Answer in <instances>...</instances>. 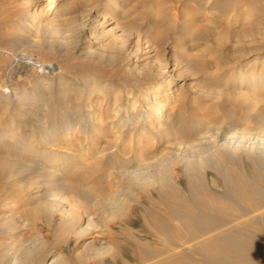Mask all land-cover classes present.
I'll return each mask as SVG.
<instances>
[{
	"label": "rangeland",
	"instance_id": "obj_1",
	"mask_svg": "<svg viewBox=\"0 0 264 264\" xmlns=\"http://www.w3.org/2000/svg\"><path fill=\"white\" fill-rule=\"evenodd\" d=\"M209 1L211 0H57L54 9L38 17L35 14L38 13L39 6L48 0H0V50L8 56L6 59L0 58V76L3 73L0 79L5 78L3 71L10 67L11 61L13 65L16 62L11 53L26 49L39 61L52 63L61 71L58 73L55 69L54 77H51V72L26 73L16 69L21 76L17 79L15 75L13 79L17 91L22 93L23 90L31 94L40 89L41 95H37V102L46 101L50 103L51 109L54 108L52 104H55L53 102L59 91L56 87L52 89L45 86L46 92L45 88H39L38 80L41 77L54 85L59 80L64 81L63 85L71 81L73 87L84 83L85 85H81L85 90L84 96H75L73 101L80 103L85 112L87 109L94 115L97 113L94 118L99 122L101 113L109 111L110 115L111 108L106 105L112 102L115 91L109 86L112 85L113 89L117 87L115 82L118 78L121 106H128L124 98L127 95L128 103L134 104L133 114L141 113L145 116L153 105L147 102L146 94L149 93V100L161 101L158 100L160 95H152L150 88L158 76L162 75L170 80L168 88L172 90V96L170 93L167 95L171 100L168 105L172 107L168 110L167 120L176 118L179 110L183 109V117L190 123L192 119L204 117L206 122L210 121V125L215 124L213 126L218 125L231 131L228 126L235 123L234 120L240 118L242 123L249 124L251 116L264 108V0H247L254 7L248 18H243L233 8L227 11L214 7L211 9ZM175 4H181V12L188 15L177 20L175 27H167L166 23L172 12L178 10L171 8ZM160 10H164L167 18L156 28L155 13ZM33 19L39 21L38 26H31ZM183 21H186L185 24ZM150 49L152 51L148 52ZM175 95H179L181 99L173 102ZM106 96H109L108 101ZM257 98L262 100L255 103ZM43 111H35L32 118L22 117L25 124L20 126V131L26 133L27 142L34 148L35 154H31L40 152L52 157L60 150L66 152L61 139L53 142L39 138L38 121L35 118ZM8 117V112L0 105V130L5 132L9 130ZM106 122L104 127L99 128V135L95 133L91 139L75 133L74 143L80 142L82 145H74L76 153L81 152V156H78L74 151L78 157L74 156L76 161L85 158L86 148L97 150L94 156L100 158L101 153L115 154L123 147V142L127 143L124 140L120 142V137L129 138V131L125 130L118 139L120 128H111V123ZM152 124H156L155 128L150 132L146 129L139 140L145 145L133 149L140 160H147L167 151L166 137L162 135L158 122L154 121ZM189 132L191 136L192 131ZM135 142L136 140L133 143ZM144 150L146 154L141 156ZM175 168L174 178L186 185L189 177L180 170V165H175ZM100 171L102 170L89 174L93 190L101 188L100 181L97 182L101 176ZM211 171L215 172L214 169ZM179 186L182 187V184ZM135 193V198L126 204V213L111 218L106 231H100L95 219L91 225H87L86 217L81 225V229H84L81 234L62 232L60 223L49 221L42 214L38 215L35 222L31 220L29 227H26L14 221L12 215L17 209L24 214L25 207H0V264H49V258L46 257L48 253L51 257L62 253L67 264H77L75 256L89 253L95 236L106 238L113 248L103 259L93 261V258H88L85 264H161L155 260L159 255L162 256L160 258L168 257V252L173 247L170 241L173 242L174 239L170 238L169 241L157 231L158 221H169L173 231L184 230L173 215L175 202L168 195L165 198L164 191L158 185L143 190L135 189ZM14 197L6 199L5 206L14 204ZM72 197L70 199L77 202L78 198ZM80 203L82 204L81 201ZM95 209L97 210L95 206L89 207L91 211ZM10 224L16 227L6 230L5 226ZM31 235L36 236L38 241L43 240L45 244L42 247L38 243L31 245Z\"/></svg>",
	"mask_w": 264,
	"mask_h": 264
},
{
	"label": "bare ground",
	"instance_id": "obj_2",
	"mask_svg": "<svg viewBox=\"0 0 264 264\" xmlns=\"http://www.w3.org/2000/svg\"><path fill=\"white\" fill-rule=\"evenodd\" d=\"M211 1H209L211 9L214 7L227 11L233 8L243 18L250 17L254 11V7L247 0H213V5ZM56 2L57 0H48L41 4L35 15L42 17L50 9L55 8ZM171 8L178 10L172 12L171 18L166 23L167 27H175L177 20L188 15L187 12V14L181 12V4H175ZM163 12L160 10L155 13L156 28L160 27L167 18L166 13ZM184 22L186 21H183V24ZM38 25L37 19L31 21L32 27ZM150 51L152 49L148 50ZM11 54L16 62L13 65L11 61L10 67H6L3 71L5 78L0 79V105L9 115L7 120L9 130L7 132L0 130V207L4 206L7 209L15 207L14 205H17V208L25 207L24 214H21L18 209L13 212L14 221L29 227V222L31 223V220L35 222L38 215L42 214L49 221L60 223L62 232L81 234L84 231L81 225L87 217V225H91L95 219L100 231L103 229L106 231L111 218L126 213L128 210L126 204L136 196L135 189L143 190L158 185L159 189L164 191L165 198L168 195L174 200L173 215L184 230L173 231L169 221L163 219L158 221L157 231L167 240L171 238L174 241L169 240L173 247L170 246L168 257L160 258L161 255H159L155 262L161 264H264V108L260 113L251 116L249 124L242 123L243 120L240 121L239 116L236 115L239 119L228 126L231 131H226L218 125L213 126L215 124L210 125V121L206 122L204 117L191 118L190 123L186 117H183V109L179 110L176 118L167 120L168 110L172 108L168 105L171 100L167 95L170 93L169 95L172 96V90L168 88L170 80L159 75L150 91L156 97L160 95L158 100L161 101L149 100V93L146 94L147 102L153 104L152 110L145 116L141 113L134 115V104L128 103L127 95H124V98L128 106L123 107L119 103L118 78L115 82L117 87L113 89L112 85L109 86L112 91H115L112 102L106 105L111 108L110 115L109 111L106 114L101 113L100 120L97 122L94 118L97 113L94 115L86 108L87 112H85L80 103L73 101L75 96L79 98L85 93L81 87L85 85L84 83L73 87L71 81L63 85L64 81L59 80L57 85H54L53 82H46L40 76L39 88L46 86L54 89L56 87L59 91L56 101L53 102L55 104H52L53 109L49 108L50 103L46 101L37 102L40 89L36 88L37 90L31 94L25 93L27 92L25 90L19 93L14 86L15 82L13 84L15 75L17 79L20 76L16 69L26 73L51 72V77H54L55 69L58 73L61 70L59 67H54L52 63L39 61L31 52L23 48ZM7 57L5 52L2 54L0 50V58ZM44 91L46 92V88ZM174 97L173 102L181 99L179 95ZM261 100L257 98L254 102ZM128 107H131L130 110ZM37 110L45 111L35 118L38 121L39 138H46L53 142L61 139L66 152L60 150L52 157L40 152L36 155L31 154L34 148L32 144H29L30 142H27L28 137L26 138V133L23 134L20 131V126L25 124L23 116L32 118L31 116ZM106 121L111 123L109 124L111 128L116 126L120 128L118 139L125 130L129 131V138L120 137V142L124 140L127 143L123 142V147L115 154L101 153L100 158L94 156L97 150L86 148L87 157L76 161L75 155L78 153V156H81V152L76 153L77 150H74V147L81 144L74 143L75 133L76 135L77 132L81 133L86 139H91L95 133L99 135L100 127H104L107 124ZM154 121L158 122L162 135L166 137L167 151L151 156L150 159L140 160L133 149L144 144L139 140L146 129L150 132L155 128L156 124H152ZM189 131H192L191 136L188 134ZM135 140L136 142L133 143ZM145 154L144 150L140 155ZM175 165H180V170L189 177L186 185L174 178ZM99 169L102 171L97 182L100 181L101 188L93 190L90 186L89 174ZM179 184H182V187ZM12 196H15L12 200L14 204L5 206L6 199ZM71 196L78 198L79 202L78 200L73 202L70 199ZM90 206H95L97 210H89ZM9 226H5V229L13 230L16 227L11 225L12 227L9 228ZM37 239L36 236L31 235L30 244L38 243L39 247H42L45 243ZM93 240L94 244L89 253H79L75 256L77 264H85L88 258H93V261L97 258L103 259L104 255L111 252L113 246L106 238L95 236ZM49 254H45L49 258V264H67L62 253L52 257Z\"/></svg>",
	"mask_w": 264,
	"mask_h": 264
}]
</instances>
